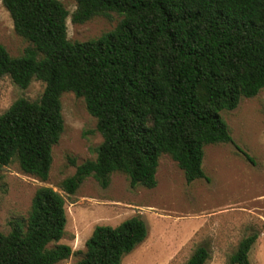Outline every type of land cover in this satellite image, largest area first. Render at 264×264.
Returning a JSON list of instances; mask_svg holds the SVG:
<instances>
[{"label": "trees", "instance_id": "obj_1", "mask_svg": "<svg viewBox=\"0 0 264 264\" xmlns=\"http://www.w3.org/2000/svg\"><path fill=\"white\" fill-rule=\"evenodd\" d=\"M69 14L58 0H2L15 34L27 42L18 57L0 45V79L19 89L44 84L39 99L19 98L0 115V170L48 178L52 148L64 129L60 97L82 98L102 138L96 158L75 166L59 188L67 196L92 178L105 189L110 176L130 188L156 187L158 159L168 155L187 183L209 182L203 147L232 144L222 111L264 88V0H74ZM120 17L116 27L83 43L67 38L66 20ZM247 161L252 159L242 153ZM65 200L36 190L26 221L0 232V264H57L70 257L64 235ZM147 236L138 217L116 227L97 226L78 264H121ZM257 233L243 237L227 264H250ZM52 247H49L50 245ZM198 246L185 264H207Z\"/></svg>", "mask_w": 264, "mask_h": 264}, {"label": "rangeland", "instance_id": "obj_2", "mask_svg": "<svg viewBox=\"0 0 264 264\" xmlns=\"http://www.w3.org/2000/svg\"><path fill=\"white\" fill-rule=\"evenodd\" d=\"M58 1L69 14L74 12V0ZM119 20L111 13L108 18L95 17L78 25L68 17L67 38L78 43L97 39L112 31ZM0 45L12 57L20 56L28 45L15 34L2 0ZM43 90L44 84L37 80L21 90L9 78H1L0 115L19 98L39 99ZM60 104L64 129L52 148L47 180L24 174L16 162L0 170L1 233L7 234L12 222H25L36 190L48 187L65 200L64 235L56 245L68 246L72 251L68 259L57 264H78L95 227H116L132 217L145 223L147 236L122 258L121 264H185L198 246L209 249L207 264H227L240 240L251 233H257L258 239L249 252V263L264 264V88L255 97L242 99L233 111L220 113L232 144L203 147L202 169L209 182L187 183L176 163L162 154L153 189H132L125 175L114 173L107 188L87 178L71 196L59 188L75 173L69 159L76 166L93 161L102 138L82 98L66 92Z\"/></svg>", "mask_w": 264, "mask_h": 264}]
</instances>
